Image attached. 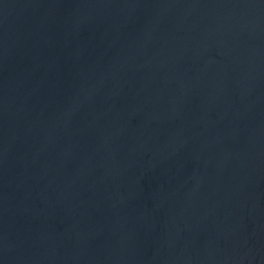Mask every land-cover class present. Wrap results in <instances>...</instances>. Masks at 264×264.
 Wrapping results in <instances>:
<instances>
[{
  "label": "water",
  "instance_id": "95a60500",
  "mask_svg": "<svg viewBox=\"0 0 264 264\" xmlns=\"http://www.w3.org/2000/svg\"><path fill=\"white\" fill-rule=\"evenodd\" d=\"M0 264H264V0H0Z\"/></svg>",
  "mask_w": 264,
  "mask_h": 264
}]
</instances>
